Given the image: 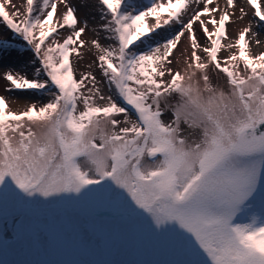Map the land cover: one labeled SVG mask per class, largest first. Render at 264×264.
<instances>
[{"label": "snow or ice", "instance_id": "snow-or-ice-1", "mask_svg": "<svg viewBox=\"0 0 264 264\" xmlns=\"http://www.w3.org/2000/svg\"><path fill=\"white\" fill-rule=\"evenodd\" d=\"M22 4L0 2V81L47 100L17 111L0 95L11 241L40 206L99 198L170 244L167 264H264V51L249 39L264 0H95L91 29L73 0ZM24 53L31 78L5 67Z\"/></svg>", "mask_w": 264, "mask_h": 264}, {"label": "rangeland", "instance_id": "rangeland-1", "mask_svg": "<svg viewBox=\"0 0 264 264\" xmlns=\"http://www.w3.org/2000/svg\"><path fill=\"white\" fill-rule=\"evenodd\" d=\"M3 2V0H0ZM137 4L148 0H136ZM77 7V16L87 19L89 28L99 22L98 12L94 7L95 0H73ZM17 8H23L22 0H12ZM195 7V6H194ZM9 12L13 11L8 7ZM250 23V18L237 20L227 26L228 36L235 39L238 30ZM178 27V26H177ZM201 41L205 38L194 26ZM253 32L254 28H252ZM93 33L84 37L93 38ZM256 36H250L252 52L264 51V42L257 46ZM0 39L11 40V35L0 27ZM160 39V38H157ZM187 41L179 46L181 53L185 51ZM227 43V41H224ZM231 50H222L220 56H227ZM91 60L85 55V61L77 66V77L80 72L87 71ZM37 65L31 63L30 54L14 56L5 63L14 71L32 77ZM218 81L213 80L214 85ZM219 83H223L221 75ZM105 93L107 89H104ZM0 95L9 98L12 110H25L29 103L46 102L47 97L34 96L29 93L4 92L0 81ZM170 119V113L165 114ZM26 231L19 240L12 242L15 229L14 220L8 218L7 225L3 208L0 207V264H167L177 258L172 246L154 240L146 231V226L136 225L125 217L118 208L99 198L85 199L80 202L60 201L52 205L40 206L37 213L26 222ZM83 241V242H82ZM5 242H8L6 246Z\"/></svg>", "mask_w": 264, "mask_h": 264}, {"label": "bare ground", "instance_id": "bare-ground-1", "mask_svg": "<svg viewBox=\"0 0 264 264\" xmlns=\"http://www.w3.org/2000/svg\"><path fill=\"white\" fill-rule=\"evenodd\" d=\"M241 2H243V0H241ZM221 3H222V0H221ZM252 28H254L255 33H258L255 39L256 40L258 39L264 42V27H257V25L254 22H252Z\"/></svg>", "mask_w": 264, "mask_h": 264}]
</instances>
